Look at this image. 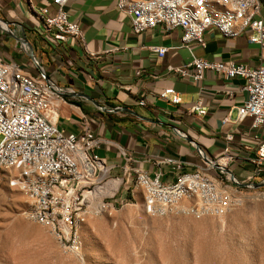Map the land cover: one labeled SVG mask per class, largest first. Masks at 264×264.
Returning a JSON list of instances; mask_svg holds the SVG:
<instances>
[{
    "label": "built area",
    "instance_id": "2783aa9c",
    "mask_svg": "<svg viewBox=\"0 0 264 264\" xmlns=\"http://www.w3.org/2000/svg\"><path fill=\"white\" fill-rule=\"evenodd\" d=\"M67 0H52L51 10L42 8L36 30L55 43H83L78 24L69 21L64 10ZM119 12L130 17L131 32L140 35L161 27L181 31L182 47L205 46L204 35L212 30L226 39L249 31L248 42L264 48V0H115ZM0 29L8 31L3 23ZM23 47V43L21 44ZM163 57L164 47H150ZM93 58L95 54L88 52ZM34 66L37 65L33 60ZM180 78L202 81L213 72L225 81L244 80L246 94L238 108V119H251V128L264 126V65L210 62L193 57L184 67L167 68ZM57 90L44 76L32 75L15 62L0 57V184L24 194L25 219L46 227L60 248L81 253L80 229L90 216L112 214L124 205L137 204L150 217L181 215L196 220L222 217L240 205V190L259 191L252 183L240 181L229 165L234 157L225 148L218 159L205 157L201 166L185 171L180 160L166 158L177 175L171 183L161 174L149 177L138 166H125L120 177L110 175L108 166L95 153L102 143L89 129L65 132L57 124ZM158 99L178 105L180 96L168 88ZM138 104L147 105L145 99ZM204 117L206 108L197 102L190 110ZM226 121V120H225ZM230 141L231 137L226 136ZM130 161V158H127ZM253 163L264 165V142ZM260 169L257 168V171ZM127 201L115 198L127 192Z\"/></svg>",
    "mask_w": 264,
    "mask_h": 264
},
{
    "label": "crops",
    "instance_id": "0c3cea01",
    "mask_svg": "<svg viewBox=\"0 0 264 264\" xmlns=\"http://www.w3.org/2000/svg\"><path fill=\"white\" fill-rule=\"evenodd\" d=\"M51 1L0 0V23L8 30L0 29V57L32 75L44 74L57 90L59 128L73 133L86 128L99 138L95 153L110 166L112 177L133 165L151 178L160 173L163 182L171 183L177 172L164 159L180 160L191 171L205 157L218 159L229 148L235 177L264 190V165L253 163L264 142V126L254 130L250 118L239 120L237 115L246 98L244 80L225 81L208 71L196 83L167 71L169 66L184 67L193 57L264 65V48L248 42L249 31L226 39L209 30L204 47L188 50L182 47L179 29L156 27L134 35L130 17L117 10L115 0H67L64 10L80 27L83 43H55L36 30L40 10L52 12ZM154 46L168 51L159 57L149 49ZM168 88L180 96V104L158 99ZM140 99L146 100L145 107L138 104ZM197 102L207 110L204 117L190 111ZM128 197L127 191L115 201Z\"/></svg>",
    "mask_w": 264,
    "mask_h": 264
},
{
    "label": "rangeland",
    "instance_id": "374dc122",
    "mask_svg": "<svg viewBox=\"0 0 264 264\" xmlns=\"http://www.w3.org/2000/svg\"><path fill=\"white\" fill-rule=\"evenodd\" d=\"M236 197L240 205L225 216L198 220L150 217L138 197L137 204L88 217L75 255L25 219L24 194L1 183L0 264H264V190H240Z\"/></svg>",
    "mask_w": 264,
    "mask_h": 264
},
{
    "label": "water",
    "instance_id": "95a60500",
    "mask_svg": "<svg viewBox=\"0 0 264 264\" xmlns=\"http://www.w3.org/2000/svg\"><path fill=\"white\" fill-rule=\"evenodd\" d=\"M32 60H34L33 58H32ZM255 188H259V187H262L261 185H259V186H254Z\"/></svg>",
    "mask_w": 264,
    "mask_h": 264
},
{
    "label": "bare ground",
    "instance_id": "6f19581e",
    "mask_svg": "<svg viewBox=\"0 0 264 264\" xmlns=\"http://www.w3.org/2000/svg\"><path fill=\"white\" fill-rule=\"evenodd\" d=\"M7 187H8V186H7ZM9 188H10V187H9ZM10 189L12 190V188H10ZM14 190H15V189H14ZM3 193L7 195V192L4 191ZM12 195H13V194H12Z\"/></svg>",
    "mask_w": 264,
    "mask_h": 264
}]
</instances>
